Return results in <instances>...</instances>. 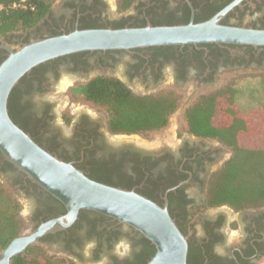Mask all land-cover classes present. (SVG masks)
<instances>
[{
	"label": "flooded vegetation",
	"instance_id": "flooded-vegetation-1",
	"mask_svg": "<svg viewBox=\"0 0 264 264\" xmlns=\"http://www.w3.org/2000/svg\"><path fill=\"white\" fill-rule=\"evenodd\" d=\"M120 1L53 0L34 26L0 33V64L36 38L75 29L202 22L230 6L222 23L264 28V0H136L128 8L133 12L121 10ZM91 83L116 101L86 99L79 89ZM259 89H264L262 45H153L81 51L42 63L14 87L8 109L42 147L91 178L136 189L167 206L188 237L189 264H264V206L209 205V178L231 151L183 125L198 100L236 101L240 91ZM113 112H157L166 125L146 133L115 131ZM0 180L25 206L24 231L67 212L1 152ZM34 245L75 264H146L154 246L131 226L91 210H81L71 226L44 234Z\"/></svg>",
	"mask_w": 264,
	"mask_h": 264
},
{
	"label": "water",
	"instance_id": "water-1",
	"mask_svg": "<svg viewBox=\"0 0 264 264\" xmlns=\"http://www.w3.org/2000/svg\"><path fill=\"white\" fill-rule=\"evenodd\" d=\"M230 8L202 22L75 29L36 38L11 50L0 64V152L29 180L63 203L67 212L14 238L1 252L0 264H12L15 256L24 254L44 234L71 226L81 210L98 212L140 232L156 248L146 264H189L188 237L167 206L136 189L97 181L74 163L45 149L15 123L8 101L14 87L33 68L76 52L211 42L264 46V28L221 22Z\"/></svg>",
	"mask_w": 264,
	"mask_h": 264
},
{
	"label": "trees",
	"instance_id": "trees-1",
	"mask_svg": "<svg viewBox=\"0 0 264 264\" xmlns=\"http://www.w3.org/2000/svg\"><path fill=\"white\" fill-rule=\"evenodd\" d=\"M20 1L0 0V33L34 26L53 4V0H27L30 4L28 7L14 6ZM134 1L136 0H121L120 9H128ZM101 90L100 86L91 83L82 86L79 92H83L89 100L111 101L108 96L100 94ZM249 91L264 92V89ZM234 100L223 99L219 103L215 96L198 100L187 109L184 126L196 136L217 139L231 151L230 158L209 178L208 204L228 205L235 210L259 208L264 206V103L244 110ZM161 118V113L157 112L128 115H115L113 112L111 128L115 131L146 133L147 130L163 128L166 122L161 121ZM10 165L14 167L11 163ZM22 210L20 200L0 180V248H5L24 231ZM152 248L153 256L156 248ZM12 264L75 262L66 258L49 257L40 246L33 245L25 254L15 256Z\"/></svg>",
	"mask_w": 264,
	"mask_h": 264
},
{
	"label": "rangeland",
	"instance_id": "rangeland-1",
	"mask_svg": "<svg viewBox=\"0 0 264 264\" xmlns=\"http://www.w3.org/2000/svg\"><path fill=\"white\" fill-rule=\"evenodd\" d=\"M125 12H133V9H131V8L129 10L127 9ZM242 94L243 95L240 98H237L238 100H236V103L244 110L255 107V106H259L260 104L264 103V92L263 91L251 92L249 90H246V91H243ZM139 142L140 143L146 142L149 144V142H147V141L143 142V141L139 140ZM17 199L19 200L20 198L17 197ZM23 209H25V206Z\"/></svg>",
	"mask_w": 264,
	"mask_h": 264
},
{
	"label": "built area",
	"instance_id": "built-area-1",
	"mask_svg": "<svg viewBox=\"0 0 264 264\" xmlns=\"http://www.w3.org/2000/svg\"><path fill=\"white\" fill-rule=\"evenodd\" d=\"M30 4H28L27 0H21L19 3H15L14 6H23V7H28ZM34 8L33 6H31Z\"/></svg>",
	"mask_w": 264,
	"mask_h": 264
}]
</instances>
